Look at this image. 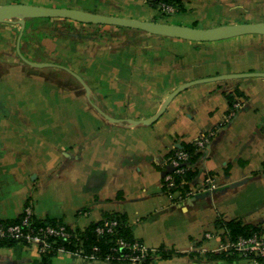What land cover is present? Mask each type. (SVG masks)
Instances as JSON below:
<instances>
[{"label": "crops", "instance_id": "crops-1", "mask_svg": "<svg viewBox=\"0 0 264 264\" xmlns=\"http://www.w3.org/2000/svg\"><path fill=\"white\" fill-rule=\"evenodd\" d=\"M35 1L143 20L159 15L151 4L155 0ZM176 1L178 13H186L192 23L196 20L190 13L206 26L264 21V0ZM28 20L44 19L27 18L25 24ZM67 25L74 32L90 29L74 21ZM18 33L13 23H0L7 43ZM113 34L69 41L74 44L63 53L64 65L41 58L45 51L38 54L34 48L28 54L21 36L22 55L71 69L89 88V97L65 69L25 63L15 42L0 50V61L13 58L0 63V219H13L31 206L35 217L78 230L118 213L133 237L153 250L148 264H243L207 253L226 254L220 245L231 241L216 235L217 218L259 225L264 232V76L190 85L155 121L128 119L152 117L170 91L186 81L264 72V35H240L239 52L210 57L207 66L200 53L209 51L200 42L130 28ZM210 130L214 134L207 149L195 151L190 184L195 187L214 174L216 187L179 200L162 188L171 170L168 159L174 148ZM35 246L19 242L0 247V264H44ZM161 251L169 255L163 257ZM46 264L112 263L59 252Z\"/></svg>", "mask_w": 264, "mask_h": 264}, {"label": "trees", "instance_id": "trees-1", "mask_svg": "<svg viewBox=\"0 0 264 264\" xmlns=\"http://www.w3.org/2000/svg\"><path fill=\"white\" fill-rule=\"evenodd\" d=\"M160 0L153 1V6L155 8L157 7V3ZM167 3H170L171 5L176 6L177 8L180 7L179 3L176 0H161ZM169 14V13H167ZM44 20H53L54 25L58 26L59 28L54 32L48 33V40H47V46L41 43H38V47L41 48H48V47H57L60 48L62 51L68 50V47L70 44L74 43H68V41H71L76 32L67 25V23L71 22L72 20L68 19H62V18H42ZM77 24H83L86 25L87 30H83L78 32L79 33V39L80 40H88L95 41L99 40L105 37L112 36L113 33L119 32L124 29V27H118V26H110L112 30H108L103 28V26L106 25H95V28L93 24H85V23H79L74 21ZM63 28H66L63 29ZM115 35V34H113ZM52 37V39L50 38ZM23 41H25V36L22 37ZM78 42V41H77ZM74 47V46H72ZM182 147L187 150L190 153L189 161L191 164L194 163L197 153L194 152V146L192 143L190 144H183ZM195 176L194 170L188 169L184 176H179L176 178V184L177 187L180 189H186L188 185L192 182L193 178ZM23 213L18 215L17 217L13 219H6L1 220L0 219V226L6 227L10 224L20 223L23 219ZM103 219L106 220H112L115 219L117 221V224L113 227V230L111 232L107 231L105 228L98 233L96 231V227L101 226L102 220L89 225L88 227L84 228L83 230H71L67 226L66 228L69 231V237H61L59 235H47L46 241L48 242V246L46 248V251L41 254L42 261L44 264L48 263L50 258L54 256L55 254L59 253L60 250H64V252H77L80 253V255H83L87 259H97V260H107L112 264H128L129 259L128 255L135 254L136 252L130 250L127 246H121L118 243V240L124 239L127 242L133 241L134 238L129 225L126 223V219L124 215L118 214V213H111L104 216ZM58 221L51 219V218H44L39 219L35 217L34 215L30 216L29 218V224L23 227L24 233H28L29 229H32L33 233H38L40 231V228H44L46 225L56 226L59 225ZM216 228L223 229V235H227V237L230 240H234L238 236H248L252 233L262 231V228L259 225H247L241 223V221L238 220H230L225 221L222 218H217L215 220ZM26 243L29 244L30 242H27L25 239V236L22 237H14L10 234L4 233L3 235H0V247H10L16 243ZM159 253V252H158ZM154 252H150L145 258L142 259V261L139 264H148L150 260H152ZM169 254L163 253L161 251V256H168ZM229 256L231 258H237V255H228L227 253H207V256L211 258H217V257H223V256ZM262 263H264V260L259 259Z\"/></svg>", "mask_w": 264, "mask_h": 264}, {"label": "water", "instance_id": "water-1", "mask_svg": "<svg viewBox=\"0 0 264 264\" xmlns=\"http://www.w3.org/2000/svg\"><path fill=\"white\" fill-rule=\"evenodd\" d=\"M27 18H62L79 23L93 24V25H108L118 26L130 29L141 30L150 34L173 37L195 42H209L227 39L244 34H263L264 35V21L259 22H240L233 24H222L212 27L200 28L195 26H188L182 24H174L169 22H160L156 20H143L131 17H123L118 15H109L103 13H97L75 7H63V6H45L31 3H4L0 4V23H18L20 25L19 33L16 41V50L20 58L33 67L43 66H58L70 74L74 75L83 85L87 96L89 97V88L82 81V79L71 69L57 65L50 62L33 61L26 58L20 52V39L25 27V20ZM264 76V72H239V73H225L219 75H213L203 78H197L186 81L176 88H174L167 95L163 101L160 109L155 115L148 119L133 120L128 119L132 123H144L148 124L155 121L165 110L168 103L173 97L181 90L190 85H194L202 82H214L223 81L234 78H241L246 76ZM95 109L104 117L111 119L105 112L99 109L93 104ZM113 120V119H111Z\"/></svg>", "mask_w": 264, "mask_h": 264}, {"label": "built area", "instance_id": "built-area-1", "mask_svg": "<svg viewBox=\"0 0 264 264\" xmlns=\"http://www.w3.org/2000/svg\"><path fill=\"white\" fill-rule=\"evenodd\" d=\"M171 4H162L163 11L171 12L173 6ZM238 104L235 103L236 107ZM214 132L212 130L201 133L195 141L192 143L195 151H202L207 149L209 146ZM190 153L185 150L182 146L174 148L172 154L168 159V163L171 170L166 173L163 177L162 188L168 193H174L176 198L181 200L182 198L193 194L195 191L212 190L216 187V178L214 174H207L202 182L198 183L195 187L192 184L188 185L186 189H180L177 187L176 178L179 176H184L188 169L192 168V164L189 161ZM33 215L30 206H26L23 209V219L20 223L10 224L6 227L0 226V235L4 233L10 234L14 237L25 236L27 242L38 245L39 253L42 254L46 251L48 243H46L47 235H59L61 237H69V231L65 225L59 224L56 226L46 225L44 228H40L38 233H33L32 229L28 230V233H24L23 227L29 224V218ZM117 224L115 219L106 220L102 219L101 226L96 227V231L100 233L104 228L111 232L113 227ZM210 236V235H209ZM121 246H127L130 250L136 252L135 254L128 255V264H139L143 258H145L152 249L146 247L141 241L134 239L131 242H127L124 239L118 240ZM233 248L240 253L241 256L250 259L254 264L259 261V259L264 260V232L258 231L252 233L248 236H238L234 240L228 241L225 248ZM64 252V250H60ZM77 253V252H76ZM80 254V253H79Z\"/></svg>", "mask_w": 264, "mask_h": 264}, {"label": "rangeland", "instance_id": "rangeland-1", "mask_svg": "<svg viewBox=\"0 0 264 264\" xmlns=\"http://www.w3.org/2000/svg\"><path fill=\"white\" fill-rule=\"evenodd\" d=\"M20 2V3H24L22 1H26V0H0V4H4V3H15V2ZM29 1H33V3H36L38 4L37 2L39 1H35V0H29ZM166 4L167 2H164V1H159L157 3V11H159V15H156V16H152L153 18H155L154 20L156 21H160V22H169V23H174V24H182V25H188V26H195V27H200V28H206V27H212V26H215L214 24L212 25H209V26H206L205 24L204 25H201L202 24V21H205L203 19H201V21H199V19L196 18V15L193 14V13H190V17L193 18V20H196L194 21L195 23H192L189 21V18H186L185 17V14L184 12H179L178 11L180 10V7H176L174 5L173 6V10L171 12H165L163 11V7H162V4ZM153 4V1L152 3ZM168 5L170 3H167ZM171 6V5H170ZM169 13V14H167ZM197 14V13H196ZM146 20H150V19H146ZM15 25V27L18 28V31L20 29V25L18 23H13ZM222 24V23H221ZM220 25V24H218ZM59 27L58 26H55L54 25V22L53 20H28L27 24H25V27H24V30H23V35L25 36V47L27 49V52H32V50L35 48L36 50H38V54H42V52H44L43 56L41 58H46L45 60L47 61H51V62H55V63H59V64H62L64 65V55L63 53L65 54L66 52L65 51H62L60 48H57V47H49V49L47 50H44L42 49L43 47L39 48L38 47V43H41V44H44L47 46V40H48V33L50 32H54L55 30L54 29H58ZM66 30V28H63ZM112 30V28H108V30ZM4 34V33H3ZM75 34H78V35H74L73 38L71 39V42H74V41H79V33L76 32ZM22 35V37H23ZM18 36V35H17ZM17 36L14 37V38H11V40L8 41V43L6 42V40L2 37V39L0 38V50H9L13 47L14 45V42H15V45H16V41H17ZM114 36V35H113ZM16 38V40H14ZM50 38L52 39V37L50 36ZM239 38H233L231 40H227L226 42H224L225 40H217L216 42H200L208 51L209 53H204V52H201L200 54V57H203L204 58V61L207 63V66L210 63H208L207 59L211 57V59L213 60L215 57H230V56H233V54H236L239 49ZM69 42V41H68ZM28 44V45H27ZM71 45V44H70ZM21 48V46H20ZM47 48V47H46ZM28 53V54H31V53ZM1 55V53H0ZM67 56H71V52H67ZM12 59V60H11ZM13 62V58L11 56H6L3 60L0 61L1 64L3 65H6V64H9V63H12ZM20 62V61H19ZM219 62L218 59L213 61V66ZM219 74H224V73H218L217 75ZM63 76V75H62ZM210 76H213V75H210ZM66 79H68L66 77ZM66 79H64V81H66ZM235 79V78H234ZM69 80H67L66 82H68ZM70 83V82H69ZM72 83L75 85V82L72 81ZM207 132V131H206ZM31 208V206H30ZM23 213V212H22ZM102 220V219H101ZM62 224V223H61ZM64 225V224H63ZM73 231L77 230V229H72V228H69ZM84 229V228H83ZM83 229H78L79 231L83 230ZM216 235L220 238V237H223V229L220 228L218 232H216ZM211 237V236H209ZM138 240V239H137ZM35 243V242H33ZM48 243V242H46ZM24 245H26V243H22ZM226 245V244H225ZM36 250L37 252L39 253V248H38V245L36 244ZM221 251H226L228 255H237V258H235L237 261H239L240 263H243V264H254L250 259H247L243 256L240 255L239 252H237L236 254V251L235 249L233 248H228V247H224V243H222V245H220V248ZM76 253V252H75ZM40 254V253H39ZM79 256H82L84 257L83 255H80L79 253H77ZM41 255V254H40ZM85 258V257H84ZM93 260V259H92ZM97 260V259H95Z\"/></svg>", "mask_w": 264, "mask_h": 264}]
</instances>
